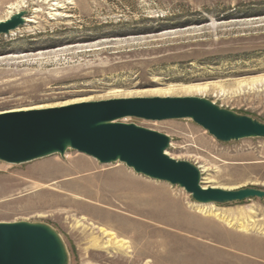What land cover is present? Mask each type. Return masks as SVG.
I'll list each match as a JSON object with an SVG mask.
<instances>
[{"label":"rangeland","instance_id":"rangeland-1","mask_svg":"<svg viewBox=\"0 0 264 264\" xmlns=\"http://www.w3.org/2000/svg\"><path fill=\"white\" fill-rule=\"evenodd\" d=\"M18 10L25 25L0 35V113L191 96L264 122V0H0L1 21ZM195 85L210 92L182 90ZM121 121L169 136L203 185L264 189V163L239 152L262 138L220 142L191 118ZM17 221L54 228L69 264H264V199L201 204L73 149L0 160V222Z\"/></svg>","mask_w":264,"mask_h":264},{"label":"water","instance_id":"water-1","mask_svg":"<svg viewBox=\"0 0 264 264\" xmlns=\"http://www.w3.org/2000/svg\"><path fill=\"white\" fill-rule=\"evenodd\" d=\"M27 11L0 21V35L26 23ZM135 117L151 121L191 118L220 142L264 139V122L222 108L203 97H135L86 101L58 107L0 113V160L21 164L69 149L101 164L121 162L148 178L184 188L201 204L264 199V189L204 186L195 164L175 159L170 137L122 122ZM0 264H69L60 234L44 223L0 222Z\"/></svg>","mask_w":264,"mask_h":264},{"label":"crops","instance_id":"crops-1","mask_svg":"<svg viewBox=\"0 0 264 264\" xmlns=\"http://www.w3.org/2000/svg\"><path fill=\"white\" fill-rule=\"evenodd\" d=\"M246 160L247 164H260L264 163V145L262 147H256L253 145L243 146L239 151Z\"/></svg>","mask_w":264,"mask_h":264},{"label":"bare ground","instance_id":"bare-ground-1","mask_svg":"<svg viewBox=\"0 0 264 264\" xmlns=\"http://www.w3.org/2000/svg\"><path fill=\"white\" fill-rule=\"evenodd\" d=\"M23 5V4H22ZM21 5V7H23ZM20 7V6H19ZM19 11V10H18ZM28 18H26V20H27ZM1 21V20H0ZM183 92L184 93H189V94H201V95H205V94H207L208 92H210L209 91V88L207 87V86H203V85H195V86H187V87H184L183 89ZM86 102V101H84V100H76V101H74L73 103H79V102ZM73 103H65V104H62L61 106H63V105H68V104H73ZM55 107H58V106H55ZM40 108H44V106H38V107H35V108H32V109H40ZM46 108H48V107H46ZM21 110H28V109H21ZM13 111H17V110H13ZM5 112H7V111H5ZM4 112V113H5ZM1 113H3V112H1ZM76 171V170H75ZM203 171V170H202ZM79 173V172H78ZM204 186H206V185H204ZM231 189V188H230ZM72 199V198H71ZM66 200V199H65ZM33 210V209H32Z\"/></svg>","mask_w":264,"mask_h":264}]
</instances>
